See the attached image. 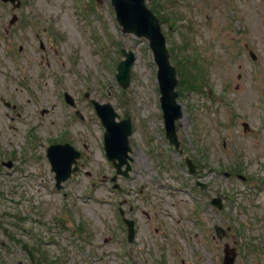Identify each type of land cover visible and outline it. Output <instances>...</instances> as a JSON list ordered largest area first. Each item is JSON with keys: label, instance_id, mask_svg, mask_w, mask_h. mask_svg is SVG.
<instances>
[{"label": "rangeland", "instance_id": "obj_1", "mask_svg": "<svg viewBox=\"0 0 264 264\" xmlns=\"http://www.w3.org/2000/svg\"><path fill=\"white\" fill-rule=\"evenodd\" d=\"M92 5L84 18L74 0H22L16 10L0 0V240L7 241L0 264H33L22 243L48 250L58 264H222L226 242L239 248L235 264H264V0L156 4L162 15L174 17L171 26L168 18L162 23L172 57L186 41L183 53H198L201 65L200 85L183 87L178 97V149L168 147L164 118H157V65L147 39L121 31L109 0ZM13 13L21 20L11 27ZM90 19L102 32L104 51ZM122 46L136 51L124 91L114 74ZM63 90L74 96L83 118L66 105ZM83 90L110 102L119 119L133 120L130 177L118 179L124 190L103 180L115 167L103 151L101 120L88 98H79ZM30 127L40 142L36 148L24 145ZM62 137L82 157L80 169L57 189L46 149ZM186 156L201 164L199 178L209 183L204 192L194 184ZM219 192L226 198L217 211L208 199ZM123 199L127 210L134 205L137 220L131 243L115 221ZM75 222L81 235L70 233ZM214 224L232 229L218 239ZM6 226L22 240L8 242Z\"/></svg>", "mask_w": 264, "mask_h": 264}, {"label": "water", "instance_id": "obj_2", "mask_svg": "<svg viewBox=\"0 0 264 264\" xmlns=\"http://www.w3.org/2000/svg\"><path fill=\"white\" fill-rule=\"evenodd\" d=\"M118 6V16L125 23L126 28L135 30L138 35L146 34L152 40V46L155 52L157 51V58L160 61V83L162 84V92L164 99V106L166 109V115L170 113L172 109H179V106L176 104V92L174 91L175 86V72L174 69L169 65L168 54L164 48L165 39L160 33V27H158V22L156 17L152 16L151 12L143 4V0H116ZM132 60L123 62L120 66V79L123 84H127L128 80V70L131 65ZM101 116L105 120L109 134L107 136L108 150L107 154L109 157L114 160L115 165L118 166V169L127 163L128 157V142L127 135L130 133L129 128L131 123L128 120H125L124 123H116L113 120L115 112L109 104L98 105ZM181 116V112L178 111L176 117ZM119 125L121 130H124L122 134L119 131ZM173 125V120H171V125L169 124V131L172 130L171 126ZM173 138V134H171ZM72 151L73 149L70 148ZM119 149H124V151H118ZM50 160L52 162V167L56 171L57 185L60 186L62 180L67 179L71 174L73 168L71 167L73 162H76L77 158L80 155H70V156H51V151H49ZM118 159V161H116ZM127 170L122 171L124 174H127ZM190 168L193 170V166L190 164ZM74 169H77L75 167ZM113 179H116L114 177ZM26 247V246H25ZM31 257H33L32 251H29ZM235 251L228 250L226 251V264H234Z\"/></svg>", "mask_w": 264, "mask_h": 264}, {"label": "flooded vegetation", "instance_id": "obj_3", "mask_svg": "<svg viewBox=\"0 0 264 264\" xmlns=\"http://www.w3.org/2000/svg\"><path fill=\"white\" fill-rule=\"evenodd\" d=\"M132 208H133V206L132 205H129L128 209L129 210H133ZM146 216H149V214H146Z\"/></svg>", "mask_w": 264, "mask_h": 264}, {"label": "trees", "instance_id": "obj_4", "mask_svg": "<svg viewBox=\"0 0 264 264\" xmlns=\"http://www.w3.org/2000/svg\"><path fill=\"white\" fill-rule=\"evenodd\" d=\"M43 258L46 259V260L48 259L47 256H45V255L43 256Z\"/></svg>", "mask_w": 264, "mask_h": 264}]
</instances>
